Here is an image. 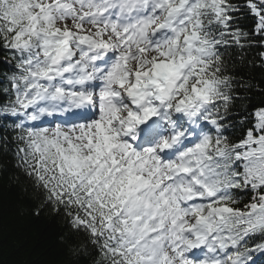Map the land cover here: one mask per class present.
Returning a JSON list of instances; mask_svg holds the SVG:
<instances>
[{
  "label": "snow or ice",
  "instance_id": "obj_1",
  "mask_svg": "<svg viewBox=\"0 0 264 264\" xmlns=\"http://www.w3.org/2000/svg\"><path fill=\"white\" fill-rule=\"evenodd\" d=\"M0 65V162L69 264L264 256V0H0Z\"/></svg>",
  "mask_w": 264,
  "mask_h": 264
},
{
  "label": "trees",
  "instance_id": "obj_2",
  "mask_svg": "<svg viewBox=\"0 0 264 264\" xmlns=\"http://www.w3.org/2000/svg\"><path fill=\"white\" fill-rule=\"evenodd\" d=\"M249 72L257 78L264 74L260 68H241ZM14 174L11 165L0 162V264H69L61 243L64 223L47 211L33 215ZM256 259L264 264V256Z\"/></svg>",
  "mask_w": 264,
  "mask_h": 264
}]
</instances>
